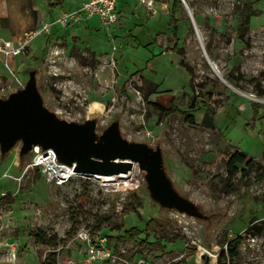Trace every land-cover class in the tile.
Listing matches in <instances>:
<instances>
[{"label": "rangeland", "instance_id": "374dc122", "mask_svg": "<svg viewBox=\"0 0 264 264\" xmlns=\"http://www.w3.org/2000/svg\"><path fill=\"white\" fill-rule=\"evenodd\" d=\"M73 1L0 0V36L38 31ZM130 1L110 30L96 17L52 25L8 67L0 61V100L33 79L57 120L92 121L98 142L115 127L124 142L159 152L180 204H160L139 164L93 177L134 178L136 190L87 177L56 185L40 169L27 170L34 154L22 138L5 149L0 137V264H41L49 254L56 264H81L80 231L108 238L112 257L97 264H217L236 238L238 256L228 264H264V0H186L175 49L173 0H155V14ZM152 104L190 118H166ZM207 110L211 128L203 124ZM236 151L252 164H238L230 177L226 163ZM35 233L58 241L56 248L36 245Z\"/></svg>", "mask_w": 264, "mask_h": 264}, {"label": "water", "instance_id": "95a60500", "mask_svg": "<svg viewBox=\"0 0 264 264\" xmlns=\"http://www.w3.org/2000/svg\"><path fill=\"white\" fill-rule=\"evenodd\" d=\"M0 137L5 149L19 138L25 151H33L34 147L40 151L51 149L59 163L73 166L81 176H116L139 164L148 170L151 194L160 204L175 208L180 204L163 176L159 152L124 142L115 127L98 142L94 140L92 121L77 125L57 120L41 106L33 79L22 92L0 100Z\"/></svg>", "mask_w": 264, "mask_h": 264}, {"label": "built area", "instance_id": "2783aa9c", "mask_svg": "<svg viewBox=\"0 0 264 264\" xmlns=\"http://www.w3.org/2000/svg\"><path fill=\"white\" fill-rule=\"evenodd\" d=\"M126 0H79V5L74 9L61 13L58 18L51 23H46L41 29L25 35L23 38L16 40L5 39L0 36V61L5 67H8V60L21 56L28 44L39 35H48L51 26H60L65 28L71 23L79 21L86 22L92 18H97L99 24L110 30L119 20L120 3ZM140 5L147 9L152 14H155V0H136ZM186 4V0H180ZM33 159L28 165V169L38 168L42 171L48 182H53L56 185H61L68 182L74 172L73 166L61 164L57 161L53 150L48 149L40 151L38 147L33 149ZM87 177V176H85ZM83 178V177H82ZM90 181L96 182L98 185H120L129 190H136L139 186L138 182L132 178L130 183L115 179L110 184L100 182V180L92 177H87ZM77 239L86 247V258L81 264H97L103 261H108L112 254L108 249V238L97 233L93 238L89 232L80 231L77 233ZM12 256L15 257L14 249L12 248Z\"/></svg>", "mask_w": 264, "mask_h": 264}, {"label": "trees", "instance_id": "16d2710c", "mask_svg": "<svg viewBox=\"0 0 264 264\" xmlns=\"http://www.w3.org/2000/svg\"><path fill=\"white\" fill-rule=\"evenodd\" d=\"M181 1L180 0H173L171 10H170V16H171V24L173 27V38L175 39V44H174V49L179 43V38H178V32H177V23L178 19L176 17L177 15V10L178 7L180 6ZM245 26V25H243ZM152 108L157 111L160 115L168 118L173 115H185V118L189 120L190 117L186 116V113L179 110L177 107L172 108V109H166L164 107H161L160 105L157 104H152ZM212 117H213V112H208L206 111L204 115V120L203 124L207 125L209 128H211L212 125ZM246 164L247 166H250L252 164V161L249 160L247 161V155L243 152H234L228 157L227 163H226V170L227 173L230 177L234 176L237 173V165L238 164ZM262 174L264 173V166L261 167ZM242 173L245 174L244 171ZM262 175H260L261 178ZM97 223V222H96ZM99 223V222H98ZM98 228V227H97ZM136 232L134 231L131 235H135ZM34 239L36 245L39 246H44L46 248H52L55 249L58 241L55 239L50 240L49 238L46 237V235L42 233H35L34 234ZM240 244V239L236 238L232 241H229L225 247L223 246L220 252L217 255V264H228V261L235 259L238 256V248ZM41 264H56L55 263V254H49L47 259H45Z\"/></svg>", "mask_w": 264, "mask_h": 264}, {"label": "crops", "instance_id": "0c3cea01", "mask_svg": "<svg viewBox=\"0 0 264 264\" xmlns=\"http://www.w3.org/2000/svg\"><path fill=\"white\" fill-rule=\"evenodd\" d=\"M74 7L72 9H74L75 7H77L79 5V0H74ZM126 2H129L131 4V1L130 0H126V1H122L120 3V11H121V8H126L128 4H126ZM71 10V9H70ZM91 20V19H90ZM90 20L86 21V23H88Z\"/></svg>", "mask_w": 264, "mask_h": 264}, {"label": "bare ground", "instance_id": "6f19581e", "mask_svg": "<svg viewBox=\"0 0 264 264\" xmlns=\"http://www.w3.org/2000/svg\"><path fill=\"white\" fill-rule=\"evenodd\" d=\"M85 176H86V175L81 176L80 174H74V173H72V177H75V178H82V177H85ZM116 176H117V175H116ZM116 176H113V175L111 176V175H110V176H98V177H101V178H113V177H116ZM87 177H92V178H93V177H97V176H88V175H87ZM104 180H106V179H104ZM102 181H103V179L100 180V182H102ZM102 183H103V182H102Z\"/></svg>", "mask_w": 264, "mask_h": 264}]
</instances>
